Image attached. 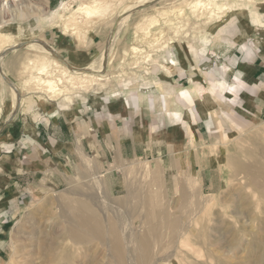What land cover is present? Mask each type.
<instances>
[{"label": "rangeland", "instance_id": "rangeland-1", "mask_svg": "<svg viewBox=\"0 0 264 264\" xmlns=\"http://www.w3.org/2000/svg\"><path fill=\"white\" fill-rule=\"evenodd\" d=\"M91 1L0 0V25L12 26L0 32L13 45L0 50V264H264V116L236 111L225 138L215 126L224 125V103L208 95L182 107L197 126L163 127L160 116L166 105L178 107L163 86L183 79L182 59L207 86L229 51L264 50V0H103L102 17L68 21ZM32 38L61 66L96 75L62 77L60 91H46L39 76L55 79L61 67L39 73ZM113 102L120 117L149 122L141 120L138 135L154 137L158 153L146 143L148 157L101 161L83 149L77 122L98 125ZM48 119L74 150L71 158L47 156L45 173L28 164L20 143L23 124L33 136L28 125ZM196 129L200 147L192 151Z\"/></svg>", "mask_w": 264, "mask_h": 264}, {"label": "crops", "instance_id": "crops-1", "mask_svg": "<svg viewBox=\"0 0 264 264\" xmlns=\"http://www.w3.org/2000/svg\"><path fill=\"white\" fill-rule=\"evenodd\" d=\"M244 33L245 30L243 31V34ZM259 33L264 40V29L260 30ZM238 52L233 50L229 51V53L226 52L227 54H225V56H227V58L225 59L227 60L222 64H219V66H221L217 69L218 75L215 76L213 81H210L207 86L205 85L206 83H201L200 80L197 81L194 70H192V66L188 65V63L182 59V70H180V68L177 69L182 71L183 79L180 82L178 81L179 79H172L171 81L168 80L169 82L163 86L165 91V97L163 95V98L166 99L167 97L168 99L170 97H174L178 104L175 111H170L171 106H165V111L160 115L163 127L168 125L169 122L173 123V126L177 127L182 126L181 123H188V125L191 123L193 126H197L199 121H195V113H190L192 120L189 121L187 119V112L183 108L186 105H191L193 102L202 100L204 95H208V101H221L224 103V125L221 120H217L218 124L215 125L218 127L216 132L219 136L221 135L224 137L231 133L227 130V128H231L232 122H234L235 116L237 115L236 111H240L243 117L248 116L251 112L255 117H263L264 50H260L259 52L254 51L252 54L249 51L246 53H244V51H241L240 53ZM184 88L190 90L188 98H185L180 92V90ZM154 96L157 97L158 95ZM213 97H215V99ZM120 106H122L120 102H113L110 104L109 107H107V109H109V117L104 115L100 116L97 120L98 125H95L94 123L91 124L90 120L82 117L83 120H81V122H77L78 132L77 136L75 135L74 138H78L83 149H87L100 157L101 161L107 159V156L118 158L119 156H125L126 153L135 157L143 155L148 157V154H144L143 152L145 147H142L145 146L146 143L148 145L146 146L148 150L158 153L162 146H155L156 144L154 140L156 139L154 137H151L149 133V137H146V135H138V131H140V126L142 124L141 120H145L146 126H148L149 122L143 116L134 117L132 113H130L128 119L123 116L120 117ZM214 108L217 109L221 107L217 104ZM192 109L193 108H188L189 112ZM13 115L14 114L12 113L11 117ZM211 122L214 123V119H211ZM23 125L22 134L24 137L21 141L25 144H20L24 149H27L28 147V153L22 156L29 159V161H27L29 165L32 164L34 167L41 165L45 173H47L50 168L51 161L47 159V156L49 158H53L52 156L55 157L57 155H62L63 153H69L68 156L66 154V157H72L70 152H73L74 150L73 138L61 139L53 136L56 133V130H54V125L49 119L47 120V124H43L41 127L39 126L36 128L34 126L32 127V125H28L29 130L32 129V133L36 134L33 136H30L29 134L25 135L28 128L26 127V124ZM150 125L153 126L154 124ZM124 127H127V137L123 135V133L126 132L124 131ZM193 134V145H189L191 142H188L187 144L189 149H193L192 151H195L198 147H200V144H198L200 139V130H193ZM17 152L23 153L20 148H18ZM77 153L80 154V151ZM24 164H22V169H24ZM35 169L36 171L39 170L37 167ZM35 169L33 170V173H35ZM50 172H52V170ZM29 174L30 173L27 175ZM27 179H29L28 176ZM9 180H15V177H9ZM16 180L19 181L17 178Z\"/></svg>", "mask_w": 264, "mask_h": 264}, {"label": "bare ground", "instance_id": "bare-ground-1", "mask_svg": "<svg viewBox=\"0 0 264 264\" xmlns=\"http://www.w3.org/2000/svg\"><path fill=\"white\" fill-rule=\"evenodd\" d=\"M138 1V0H137ZM136 1V2H137ZM142 1V0H141ZM152 1V0H151ZM107 2V1H106ZM106 2H104L103 0H92L90 4H79L76 8H74L71 13L68 15L67 19L68 21H72L74 20V18L77 16V14H80V13H84L86 16H101L107 8V5H106ZM139 2V1H138ZM145 2V0H144ZM147 3V2H146ZM65 3H63L64 5ZM140 4V3H139ZM203 4L201 0H195L193 1L192 5L193 6H199ZM141 5V4H140ZM191 5V6H192ZM139 6V5H138ZM61 8V7H60ZM109 8V7H108ZM129 8V7H128ZM133 8V7H132ZM137 8V7H136ZM196 8V7H195ZM218 9H220L218 7ZM0 13H1V10H0ZM212 14V12H211ZM1 16V14H0ZM104 16V15H103ZM102 17V16H101ZM150 17V16H149ZM148 19L149 21V25H151V23L154 22V19L151 17V18H146ZM0 20H1V17H0ZM68 24L65 25V27H67ZM70 26H72L70 29L71 30H74L75 27H73L72 24H69ZM146 26V25H145ZM144 26V29H146ZM11 27L6 26V27H3L0 25V29H2L3 31L5 30H8V29H11ZM142 28V27H141ZM6 32V31H5ZM73 33V31H72ZM8 34L7 33H1L0 32V50H4L6 48H9V47H12L13 45L11 43H7L8 41ZM28 45L31 47V48H34L36 50H39L42 54H41V60L38 64V67H37V71L39 73H42V74H49L52 72L49 71V67L51 66H56V67H61V74L60 76H58L57 78L53 79V78H47V77H42V76H39L37 82L39 84H42L44 87H45V90L46 91H49V92H55L56 91H60V88H56V82H60L62 81V77H66L67 79L71 80L73 79L74 77H76L77 75H81V76H90V77H94L96 74L95 73H92L90 70H87V69H84V70H81L80 68H70L68 66H61L56 60H54L52 57L49 56V54H54L53 53V50L48 47L46 44L42 43L40 40H37V39H30L28 41ZM134 49V48H133ZM136 49V48H135ZM50 65V66H49ZM101 65V64H100ZM104 65V64H103ZM104 70V69H103ZM99 71V69H98ZM170 71V70H169ZM50 75V74H49ZM98 77V76H96ZM223 82V81H222ZM220 91V90H219ZM18 94V93H17ZM95 227V226H94Z\"/></svg>", "mask_w": 264, "mask_h": 264}]
</instances>
